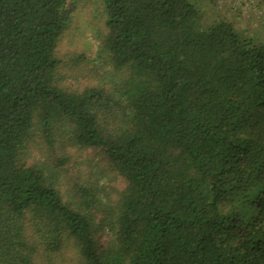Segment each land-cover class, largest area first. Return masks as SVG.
Instances as JSON below:
<instances>
[{
	"label": "trees",
	"instance_id": "trees-1",
	"mask_svg": "<svg viewBox=\"0 0 264 264\" xmlns=\"http://www.w3.org/2000/svg\"><path fill=\"white\" fill-rule=\"evenodd\" d=\"M102 2L93 58L65 39L71 0H0V264H264V43L200 0ZM44 135L124 179L106 247L23 167Z\"/></svg>",
	"mask_w": 264,
	"mask_h": 264
},
{
	"label": "rangeland",
	"instance_id": "rangeland-1",
	"mask_svg": "<svg viewBox=\"0 0 264 264\" xmlns=\"http://www.w3.org/2000/svg\"><path fill=\"white\" fill-rule=\"evenodd\" d=\"M200 1L209 6L210 20L223 18L244 38H256L264 43V0H218L215 6L207 4V0ZM71 5L72 21L65 39L73 40L79 53L94 58L98 56L97 46L102 33L106 32L104 4L102 0H71ZM83 67L67 71L66 76H77ZM74 80L84 82L85 79ZM68 138L55 135L52 139L56 142L49 141L46 136L39 138L27 150L22 165L43 172L47 182L58 187L67 202L85 208L84 211L95 220L98 242L104 248L110 242V235L103 224L106 206L127 185L105 151L80 149Z\"/></svg>",
	"mask_w": 264,
	"mask_h": 264
}]
</instances>
